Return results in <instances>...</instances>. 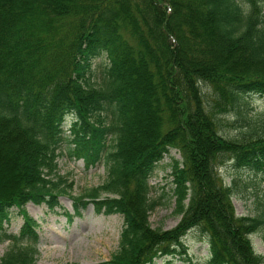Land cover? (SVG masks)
<instances>
[{"label": "trees", "instance_id": "trees-1", "mask_svg": "<svg viewBox=\"0 0 264 264\" xmlns=\"http://www.w3.org/2000/svg\"><path fill=\"white\" fill-rule=\"evenodd\" d=\"M103 56L93 81L90 61ZM250 94H264V0H0V264H36L39 224L25 206L55 211L63 194L68 221L88 205L122 216L106 264H195L182 241L192 229L208 264H264L250 240L264 213L236 214L218 173L230 161L264 174V111L249 115ZM65 142L86 166L103 162L100 185L68 191ZM172 149L180 220L153 228L149 178ZM14 209L17 234L5 227Z\"/></svg>", "mask_w": 264, "mask_h": 264}, {"label": "rangeland", "instance_id": "rangeland-1", "mask_svg": "<svg viewBox=\"0 0 264 264\" xmlns=\"http://www.w3.org/2000/svg\"><path fill=\"white\" fill-rule=\"evenodd\" d=\"M103 57L90 61V71L94 74L93 81H99L102 69L106 63ZM88 73V72H87ZM96 83V82H95ZM243 103L249 115L264 111V94H250L243 97ZM229 121L234 118L226 115ZM70 119L64 125L66 137H69L68 125ZM237 130L224 126L221 132L224 135H234ZM71 145L63 143L59 149L57 158L58 174L70 184L68 189L72 195L80 194L85 189L100 185L106 177L103 162L97 161L86 166L81 159L69 157L67 149ZM1 158V157H0ZM180 159V154L171 150L155 167L150 178V198L156 205L149 214V222L153 228L169 229L180 220V216L174 213L175 198L172 196V183L170 163L172 159ZM219 176L227 184H233V206L238 215H258L264 213V174L252 169H237L229 161L219 167ZM64 180V181H65ZM234 182V183H233ZM61 208L49 211L45 205L25 206L30 216L39 224L38 255L36 264H106L111 255L117 250L120 231L122 228V216L119 214L106 215L96 213L92 205H89L81 216L73 217L68 221L64 212L72 213L71 199L67 194L59 198ZM13 217L8 226V233H18L22 224V218L14 209ZM264 226L250 236L255 253L264 256ZM187 255L195 264H208V245L205 237L198 229H192L182 239ZM8 242L0 243V256L8 247ZM182 258V255H179ZM169 258H159L155 264H165ZM171 264H185L180 258L172 260Z\"/></svg>", "mask_w": 264, "mask_h": 264}]
</instances>
